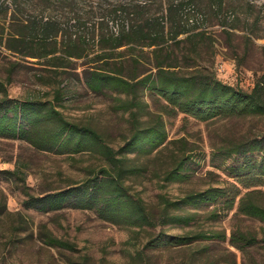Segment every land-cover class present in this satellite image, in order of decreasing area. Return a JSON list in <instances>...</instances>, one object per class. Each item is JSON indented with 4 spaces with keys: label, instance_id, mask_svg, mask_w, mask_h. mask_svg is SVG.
Returning a JSON list of instances; mask_svg holds the SVG:
<instances>
[{
    "label": "rangeland",
    "instance_id": "1",
    "mask_svg": "<svg viewBox=\"0 0 264 264\" xmlns=\"http://www.w3.org/2000/svg\"><path fill=\"white\" fill-rule=\"evenodd\" d=\"M6 7L10 10L3 13ZM123 8H137L139 15L117 12ZM0 17L7 20L4 39L19 29L10 24L11 17L54 19L62 33L48 47H56L49 57L64 56L65 49L81 55L56 68L40 64L47 59L24 57L0 45V78L11 79L9 97L53 102L67 120L98 132L107 147L58 154L23 140L0 138V264H264V221L238 211L240 197L249 190L259 191L253 198L264 206V151L227 152L264 136V115L201 121L170 110L166 100L139 87L92 91L83 76V70L92 67L109 68L125 78L138 75L136 80L155 72V46L111 48L100 40L125 25L148 21L165 26L161 46L165 56L171 53L167 61L175 63L176 70H203L250 92L264 74V0H0ZM180 30L187 32L172 39ZM132 59L140 63L134 65ZM58 89L62 95L56 100ZM155 125L165 129L167 139L154 152H118L136 130ZM182 159L188 178L167 181L168 172ZM115 167L126 193L144 201L156 227L113 223L95 209L68 206L41 212L25 207L31 196L80 185L101 176L102 169L114 174ZM211 187L224 191L216 202L183 205L182 213L197 214L190 224L158 225L166 200ZM162 229L170 235L207 230L225 239L145 249L150 235ZM233 232L257 241L238 249L231 243ZM51 239L63 245H53Z\"/></svg>",
    "mask_w": 264,
    "mask_h": 264
},
{
    "label": "trees",
    "instance_id": "2",
    "mask_svg": "<svg viewBox=\"0 0 264 264\" xmlns=\"http://www.w3.org/2000/svg\"><path fill=\"white\" fill-rule=\"evenodd\" d=\"M9 7L3 8L6 13ZM16 12V9L14 10ZM120 14L139 15L137 8H123ZM7 15V14H6ZM123 16V15H121ZM7 17V16H6ZM6 17H0V45L13 53H19L24 57L47 59L42 65L56 68L66 67L62 61L71 62L72 57L80 58L78 53L65 49L66 55L55 54L56 47L48 49L56 43L57 37L62 33L61 25L54 19H22L11 17L10 24H17V33H8L5 37ZM180 30L174 33L172 39L186 33ZM151 34L154 36L151 37ZM165 26L161 23L143 21L142 23L128 24L118 30L116 35L101 36V42L106 41L111 48H120L130 44L155 46L152 53L155 55L152 71L140 79L138 75L125 78L123 73L112 71L109 68L92 67L83 70L84 81L88 88L95 92L117 89L127 92L130 89L142 88L149 90L168 102L172 111H178L190 115L201 121H209L221 117H241L249 115H264V74L252 91H245L233 85L216 79L210 73L196 70L188 74L175 68V63L167 60L171 53L164 55L166 42L164 38ZM194 36L197 34H193ZM189 35L187 38H192ZM71 37L66 46L71 45ZM65 44V42H64ZM44 50L35 52L31 50ZM134 49V48H131ZM59 61L60 63H58ZM53 62V63H50ZM134 65L140 63L139 59H132ZM155 62V63H154ZM108 64V62H106ZM16 68V66H13ZM143 74V73H142ZM136 80L135 82L132 81ZM10 78H0V138L9 140H23L37 149L55 152L58 154L79 153L84 151L105 150V144L101 136L95 130L80 126L67 120L56 109L51 101L36 99H13L9 97L7 84ZM62 89L55 93V99H60ZM167 139L165 129L155 125L146 129H138L133 134L126 146L118 150L139 151L152 153L162 146ZM229 153H252L264 151V136L249 139L236 144L229 149ZM110 152H113L110 149ZM114 160H118L113 157ZM185 159L180 160L176 167L167 174V181H185L188 175L184 172ZM116 169V167H115ZM10 172V171H8ZM102 175L86 179L82 184L71 186L55 192H50L39 197L31 196L25 201V207L41 212L61 210L68 206L82 209H95L99 215L113 223L125 222L132 226H153L156 224L148 212L147 206L141 198H133L126 193L122 182V175L116 169L112 173L110 169H102ZM223 189L211 187L204 191L192 193L183 199L176 201L166 200L158 225H185L196 219L197 214L192 212L182 213L183 205L216 202ZM259 191L249 190L239 200L238 211L247 216L264 221V206L254 201V194ZM230 204H233L232 201ZM233 205L231 206V208ZM225 239V235L213 233V231H197L190 234H168L163 229L150 235L145 244V249L162 250L180 246H189L197 242ZM257 241L256 238L241 232H233L231 243L238 249H244ZM51 244L63 245L57 239H51Z\"/></svg>",
    "mask_w": 264,
    "mask_h": 264
}]
</instances>
